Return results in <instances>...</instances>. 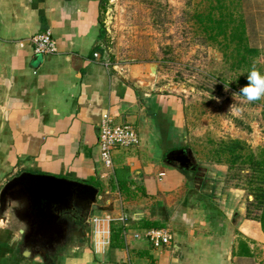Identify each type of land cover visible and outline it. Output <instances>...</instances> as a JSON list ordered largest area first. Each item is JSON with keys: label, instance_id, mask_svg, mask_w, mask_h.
Instances as JSON below:
<instances>
[{"label": "crops", "instance_id": "0c3cea01", "mask_svg": "<svg viewBox=\"0 0 264 264\" xmlns=\"http://www.w3.org/2000/svg\"><path fill=\"white\" fill-rule=\"evenodd\" d=\"M104 1L0 0V185L22 171L53 174L98 187L102 206L83 219L63 211L60 228L34 230L28 197L16 189L8 196L17 209L6 208L9 197L0 208V264H258L264 230L247 216L252 195L217 169L228 165H197L185 149L186 166L166 157L183 149L182 99L143 83L142 64L103 63ZM43 29L57 52L34 51L29 39ZM105 110L139 135L137 145L113 149L112 168L99 153ZM14 220L26 227L22 239L6 226ZM154 227L171 229L170 244H152Z\"/></svg>", "mask_w": 264, "mask_h": 264}, {"label": "rangeland", "instance_id": "374dc122", "mask_svg": "<svg viewBox=\"0 0 264 264\" xmlns=\"http://www.w3.org/2000/svg\"><path fill=\"white\" fill-rule=\"evenodd\" d=\"M226 1L234 15L244 19L250 44L260 49L256 61L264 69V0ZM104 2L103 24L110 61L121 70L136 63L144 65L148 75L142 76L143 83L148 77L147 82L152 81L157 89L182 99L186 130L179 147L194 163L217 168L212 149L213 141L219 139H243L256 154L260 153L264 146V107L242 97V85L236 89L231 86L236 71L231 68L230 58L206 36L195 16L217 0ZM217 169L227 176L229 184L242 182L238 175L244 172L239 173V164L231 172ZM201 173H197V181L203 179ZM245 198L248 209L249 199ZM4 213L9 216V212ZM19 224L14 220L6 226L16 232ZM255 258L258 264L264 263V248L257 250Z\"/></svg>", "mask_w": 264, "mask_h": 264}, {"label": "trees", "instance_id": "16d2710c", "mask_svg": "<svg viewBox=\"0 0 264 264\" xmlns=\"http://www.w3.org/2000/svg\"><path fill=\"white\" fill-rule=\"evenodd\" d=\"M208 8L205 12L196 13L195 16L197 21L201 22L206 36L218 44L225 56L230 58L231 68L236 71L232 75L234 80L230 84L236 89L238 85L243 86L248 83L247 71L253 65L264 72L256 61L260 49L250 44L244 19L240 15H234L228 1L217 0V3L209 4ZM253 102L261 103L264 107V96ZM213 143L215 146L212 152L215 162L227 164L230 172L236 164H239V173L244 172L238 175L242 182H237L235 185L243 186L252 195L247 216L259 220L264 230V146L260 153L256 154L247 142L240 138L219 139ZM242 245L243 243L241 247ZM242 250L246 254L249 253V250ZM152 264H155L154 260Z\"/></svg>", "mask_w": 264, "mask_h": 264}, {"label": "water", "instance_id": "95a60500", "mask_svg": "<svg viewBox=\"0 0 264 264\" xmlns=\"http://www.w3.org/2000/svg\"><path fill=\"white\" fill-rule=\"evenodd\" d=\"M168 159L176 158L182 165H187L190 158L184 154V149L169 151ZM16 189H21L28 197L29 202L36 204L44 212L42 229L45 231L49 225L53 231L60 228L55 219L63 212L74 210L75 218L91 216L96 209L102 206L98 203L99 188L91 183L76 181L67 177L33 171H22L8 179L0 190V208L5 199ZM81 212H78V210ZM76 210V212H75ZM34 229V228H33ZM41 229V228H35ZM29 245L37 240L27 241Z\"/></svg>", "mask_w": 264, "mask_h": 264}, {"label": "built area", "instance_id": "2783aa9c", "mask_svg": "<svg viewBox=\"0 0 264 264\" xmlns=\"http://www.w3.org/2000/svg\"><path fill=\"white\" fill-rule=\"evenodd\" d=\"M29 41L37 53L57 52L56 41L49 29H43L34 33ZM94 56L99 58L101 55L98 51H95ZM103 63L106 66L111 65V61L106 57L103 58ZM138 143L139 135L133 124L117 120L115 115L109 110L103 112L99 124L98 144L100 158L106 167H113L112 152L114 148H129ZM146 234L155 247L170 244L173 237L171 229L165 227L150 228Z\"/></svg>", "mask_w": 264, "mask_h": 264}, {"label": "clouds", "instance_id": "9594fccd", "mask_svg": "<svg viewBox=\"0 0 264 264\" xmlns=\"http://www.w3.org/2000/svg\"><path fill=\"white\" fill-rule=\"evenodd\" d=\"M246 79L248 83L241 86L239 94L248 101H254L261 96H264V72H261L254 65L247 71ZM227 89V86H225ZM26 227L21 224L14 234V238L22 239L25 237ZM25 252L30 253V249H25Z\"/></svg>", "mask_w": 264, "mask_h": 264}, {"label": "flooded vegetation", "instance_id": "af4514ba", "mask_svg": "<svg viewBox=\"0 0 264 264\" xmlns=\"http://www.w3.org/2000/svg\"><path fill=\"white\" fill-rule=\"evenodd\" d=\"M187 164H189V162L187 163ZM190 167H191V165H189ZM200 171L198 170L197 171V173H199ZM9 196H7V198H8ZM6 198V199H7ZM11 204L10 206H7L6 205V208H11L12 210H13V208H16L17 209V206H16V204L18 203L13 197H9L8 198V200H7V204ZM78 210V209H77ZM28 215H29V217L27 216V219H29L30 221V229L31 228H42L43 226H45V224H47V223H45L44 222V212L42 211V213H41V210L38 208V206L36 205V204H33L32 202L29 204V206H28ZM66 212V211H65ZM75 212H76V210H75ZM78 212H81L80 210H78ZM16 217H18V218H20L16 213L14 214ZM63 217L65 218V219H72V218H74V210L72 211H70V212H67V214H66V216H64L63 215ZM62 216H58V218L56 219L57 220V224H61L62 222H63V218ZM9 220H10V218H9ZM22 221H24L25 222V218H23L22 219ZM24 225V224H23ZM26 225H27V223H26ZM74 225V222H72V226Z\"/></svg>", "mask_w": 264, "mask_h": 264}]
</instances>
